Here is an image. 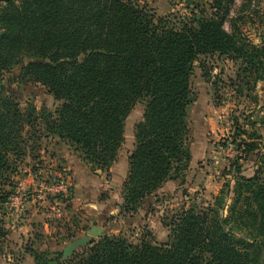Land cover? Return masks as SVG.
<instances>
[{
  "label": "trees",
  "instance_id": "trees-1",
  "mask_svg": "<svg viewBox=\"0 0 264 264\" xmlns=\"http://www.w3.org/2000/svg\"><path fill=\"white\" fill-rule=\"evenodd\" d=\"M136 1L0 0V73L17 69L21 83L43 86L57 103L52 112L32 106L23 111L0 86V209L39 130L66 143L92 170L107 172L123 144L124 121L141 101L142 120L122 184L121 211L132 214L165 182L183 179L190 160V79L198 58L229 55L245 65V87L264 81V49L235 26L231 33L223 27L233 0H213L214 13L179 27L154 18ZM250 124L252 131L235 133L245 141L237 144L242 157L226 171L231 190L225 183L212 205L177 213L164 224L166 243L104 234L67 260L61 251H29L34 264L264 263V155L258 143L264 113ZM242 160L255 161L252 177L242 176ZM57 196L63 201V193ZM5 224L0 215V246Z\"/></svg>",
  "mask_w": 264,
  "mask_h": 264
},
{
  "label": "rangeland",
  "instance_id": "rangeland-1",
  "mask_svg": "<svg viewBox=\"0 0 264 264\" xmlns=\"http://www.w3.org/2000/svg\"><path fill=\"white\" fill-rule=\"evenodd\" d=\"M136 2L154 18L166 19L175 27L193 24L192 20L199 16L215 12L213 0ZM227 10L224 29L231 33L235 26L251 45L264 49V0H233ZM243 67L240 60L218 53L200 56L194 63L190 79L192 103L186 118L190 160L183 179L165 182L132 214L121 211L122 184L127 177L128 157L135 145V126L142 120L143 102H138L125 119L116 168L111 165L107 172L92 170L66 143L39 130L40 138H36L35 144L33 139L29 140L27 153L11 178L12 185L5 188L11 191V196L8 204L0 209L7 230L0 246V264H34L29 251H61L83 237L91 227L89 211L83 204L94 198L101 205L98 211L110 203L111 215L105 218L101 228L104 234L122 236L131 242L144 238L155 244L166 243L169 232L164 224L181 210L207 208L225 183H230V190L233 186L226 171L241 155L237 144L245 141L235 133L242 129L252 131L250 122L264 113V81L245 87ZM16 75L17 69L0 73V86L18 102L21 110L30 106L36 110H55L57 103L43 86L21 83ZM260 134L262 139L258 143L264 155V129ZM241 163L242 176L252 177L255 161ZM260 177L264 182V171ZM60 193L64 194L63 201L57 196ZM231 198L230 193L224 202V214Z\"/></svg>",
  "mask_w": 264,
  "mask_h": 264
},
{
  "label": "water",
  "instance_id": "water-1",
  "mask_svg": "<svg viewBox=\"0 0 264 264\" xmlns=\"http://www.w3.org/2000/svg\"><path fill=\"white\" fill-rule=\"evenodd\" d=\"M103 235L104 232L99 229L95 223H93L92 227H90V229L83 237L72 241L70 244L64 246L61 249V259L67 260L75 252V250L87 246L91 242V240L98 239ZM260 264H264L263 261H261Z\"/></svg>",
  "mask_w": 264,
  "mask_h": 264
},
{
  "label": "crops",
  "instance_id": "crops-1",
  "mask_svg": "<svg viewBox=\"0 0 264 264\" xmlns=\"http://www.w3.org/2000/svg\"><path fill=\"white\" fill-rule=\"evenodd\" d=\"M118 161H115V163L113 164V168H116V164ZM89 184H92V182H90ZM95 186V184H94ZM87 189H92L91 187H87ZM86 196L84 195V198ZM100 203L98 202V200L96 198H94L93 200L89 201H84L83 204V208H86L87 211H89V220H90V224L91 227L93 225V223H95L97 225V227L99 229L102 228L103 223L105 222V218H107V216L111 215V209H110V203H107L108 206H105L101 211H98V208H100L99 205Z\"/></svg>",
  "mask_w": 264,
  "mask_h": 264
},
{
  "label": "built area",
  "instance_id": "built-area-1",
  "mask_svg": "<svg viewBox=\"0 0 264 264\" xmlns=\"http://www.w3.org/2000/svg\"><path fill=\"white\" fill-rule=\"evenodd\" d=\"M41 186H42V184H41ZM62 191L65 192V188L62 187ZM57 212H59V209H57Z\"/></svg>",
  "mask_w": 264,
  "mask_h": 264
}]
</instances>
